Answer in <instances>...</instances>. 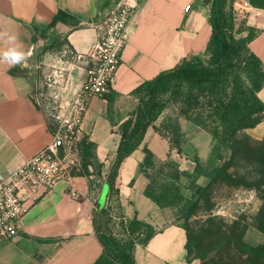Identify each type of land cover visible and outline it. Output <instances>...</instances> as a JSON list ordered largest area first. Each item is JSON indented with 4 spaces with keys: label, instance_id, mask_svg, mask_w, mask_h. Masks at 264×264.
Returning <instances> with one entry per match:
<instances>
[{
    "label": "crops",
    "instance_id": "0c3cea01",
    "mask_svg": "<svg viewBox=\"0 0 264 264\" xmlns=\"http://www.w3.org/2000/svg\"><path fill=\"white\" fill-rule=\"evenodd\" d=\"M207 1L142 2L129 23L128 42L121 52L111 93L104 98L93 97L84 115L82 138L92 147L89 153H81V165L70 176L79 197L73 199L68 194L69 180H59L22 218L17 235L0 245V264H93L102 253L93 214L98 211L104 215V210L126 220L136 217L156 230L146 245L136 246L137 264H195V259H187L185 228L174 222L172 207L161 208L144 194L149 179L141 171L144 146L152 151L154 162L171 157L181 167L186 156L181 159L169 139L150 125L140 145L118 166L113 192L108 177L121 137L119 126L138 103L134 90L161 71L173 68L182 58L205 50L211 35ZM230 1L241 6L239 15L246 29L239 34L245 37L252 32L248 47L264 67V10L254 8L249 0ZM116 2L0 0V52L13 46L7 37L15 35L19 50L28 56L23 65L0 63V173L15 169L52 140L55 122L35 103L41 79L37 71L28 69L29 57H36L46 44L63 39L74 56L73 64L62 60L56 64L69 67L71 95L84 80L87 53L97 38L90 23L101 20ZM77 55H81L79 59ZM49 63L50 56L45 53L31 66L42 73ZM257 96L264 102V84ZM176 115L186 145L196 148L200 160H207L213 143L210 133ZM158 120L154 125H159ZM250 132L264 134V117ZM194 134L196 138H187ZM203 182H208L204 175L196 179L201 186Z\"/></svg>",
    "mask_w": 264,
    "mask_h": 264
},
{
    "label": "trees",
    "instance_id": "16d2710c",
    "mask_svg": "<svg viewBox=\"0 0 264 264\" xmlns=\"http://www.w3.org/2000/svg\"><path fill=\"white\" fill-rule=\"evenodd\" d=\"M223 3L225 0L210 1L211 37L207 48L212 49V57L207 63L193 57H184L173 68L161 71L152 80L143 82L134 90L138 103L131 115L119 126L121 137L108 177L112 192L118 166L140 145L150 125L168 138L178 153L182 152L183 133L177 121L172 125L164 121L154 125L170 98L177 103V113L180 116L206 130L223 147L232 148L238 131L249 127L248 121L264 112V102L257 96L258 90L264 84V67L248 47L253 34L249 31L245 37H235L231 33L233 23H228ZM249 3L254 8L264 10V0H249ZM168 93L166 99L164 96ZM79 147L81 153H89L92 145L82 138ZM143 152L145 158L141 171L149 179L144 194L161 208L175 207L186 221L197 202L182 193L178 164L173 163V171L168 179L153 183L147 172L148 167L154 166L153 154L147 146L143 147ZM83 165L86 167L87 162ZM225 168L226 161L205 173L199 163H196L194 175L188 177L194 183L201 175L213 180L223 174ZM194 183L193 194L205 189L204 186H195ZM103 214L108 217L106 230L101 231L100 226L96 229L102 253L93 264H137L134 254L136 246L148 243L156 234L154 227L136 217L126 220L118 215L122 231V236L119 237L112 231V217L105 210ZM185 246L188 262H191L188 239ZM242 248L252 256L264 258V243L257 246L243 244Z\"/></svg>",
    "mask_w": 264,
    "mask_h": 264
},
{
    "label": "rangeland",
    "instance_id": "374dc122",
    "mask_svg": "<svg viewBox=\"0 0 264 264\" xmlns=\"http://www.w3.org/2000/svg\"><path fill=\"white\" fill-rule=\"evenodd\" d=\"M210 1H207L209 5ZM240 9L241 6L239 7L235 1L225 0L223 3L226 19L228 23L230 21L233 23L231 33L235 37H240L239 33L246 29L243 18L239 15ZM208 42L204 51L193 54L189 58L193 57L195 60L199 59L207 63L212 57V49L207 48ZM45 53L50 56V63L45 65L47 69L42 70L41 73V69L33 67L39 60L41 61ZM73 57L64 40L57 39L43 46L34 57L35 59L32 55L29 57L30 68L28 69L37 71L38 78L42 79L43 73L53 69L57 61L72 63ZM30 58H32L31 61ZM59 65L63 64L59 63L57 66ZM168 96L169 93L164 97L167 99ZM176 114L177 103L170 98L158 118L160 120L158 123L164 121L171 125L175 124ZM263 117L264 113L253 116L248 121L250 126L242 128L235 135L232 148L223 147L213 139L211 154L207 160H200L196 148L190 144L186 145V137L183 133L184 143L180 157L183 159L185 155L186 161H182L181 167L174 158L168 157L154 162L153 167L147 168L153 183H161L172 173L173 163L178 164L180 189L187 198L196 200L197 204L186 221L179 215L177 209L172 207L176 217L174 222L185 228L191 248L189 255L191 261L196 260L195 264H264V258L252 256L242 248L243 244L257 246L264 243V239L262 240L264 237V134L250 132L251 128L257 124L256 122ZM162 133L166 134V131L162 130ZM190 137L196 138V135L187 138L190 139ZM224 161H226V168L223 174L213 180L204 175L208 178V182H203L205 189L193 194L194 180L188 175H194L196 163H199L201 169L207 173ZM192 167L193 171L190 172ZM194 185L199 184L195 182ZM119 222V218L115 220L112 218L111 228L116 236L121 237Z\"/></svg>",
    "mask_w": 264,
    "mask_h": 264
},
{
    "label": "built area",
    "instance_id": "2783aa9c",
    "mask_svg": "<svg viewBox=\"0 0 264 264\" xmlns=\"http://www.w3.org/2000/svg\"><path fill=\"white\" fill-rule=\"evenodd\" d=\"M143 1L117 0L107 15L90 23L97 38L87 53L84 80L71 95L69 67L56 65L43 73L34 100L55 122L52 140L15 169L0 173V245L17 235L22 218L59 180H69L68 194L73 199L79 197L70 176L81 165L84 115L93 97L104 98L111 93L121 52L128 42L129 23Z\"/></svg>",
    "mask_w": 264,
    "mask_h": 264
},
{
    "label": "clouds",
    "instance_id": "9594fccd",
    "mask_svg": "<svg viewBox=\"0 0 264 264\" xmlns=\"http://www.w3.org/2000/svg\"><path fill=\"white\" fill-rule=\"evenodd\" d=\"M17 39L18 37L15 35H8L7 42L13 46L0 52V63H7L10 66L23 65L26 63L28 56L19 50L18 45L16 44ZM28 55H30V53Z\"/></svg>",
    "mask_w": 264,
    "mask_h": 264
},
{
    "label": "water",
    "instance_id": "95a60500",
    "mask_svg": "<svg viewBox=\"0 0 264 264\" xmlns=\"http://www.w3.org/2000/svg\"><path fill=\"white\" fill-rule=\"evenodd\" d=\"M112 171V167L110 168L109 174ZM94 218L96 219L97 222V227H101V231H105L106 230V225L108 222V217L105 215H101L100 212L96 211L93 214Z\"/></svg>",
    "mask_w": 264,
    "mask_h": 264
}]
</instances>
